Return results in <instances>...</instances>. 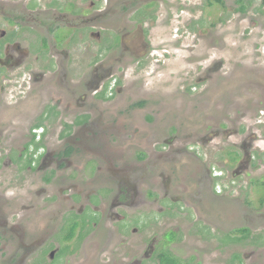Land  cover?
<instances>
[{
    "label": "flooded vegetation",
    "instance_id": "obj_1",
    "mask_svg": "<svg viewBox=\"0 0 264 264\" xmlns=\"http://www.w3.org/2000/svg\"><path fill=\"white\" fill-rule=\"evenodd\" d=\"M43 1L0 0V142L8 137V145L0 147V172L10 170L9 187L0 190V264H154L155 259L160 264H192L193 253L182 261L173 247L181 242L187 248L195 247L201 240H214L215 248L222 249L233 240H245L249 228L240 225V205L234 207L233 202L239 196L255 199L257 191L264 203V180L252 176L257 166L251 143L246 147L238 143L222 165L206 164L201 156L199 169L190 168L195 184L188 188L183 185L184 176L175 170L186 156L198 160L200 152L174 148L176 158L172 160L167 159L165 148L150 159L151 149L131 156L124 131L104 113L108 107L118 109L122 99L112 102V96L129 89L121 88L115 69L127 60L150 58L158 52H151L146 42L147 22L154 16L147 17L141 8L155 0ZM212 3L216 8L223 6L221 0L208 2ZM75 20L84 34L88 32L98 42L105 37L99 32L102 27L93 30L94 22L110 26L103 29L109 34L104 51L110 57L98 59L96 53L91 72L78 91L72 77L69 80L67 65L71 62L72 68L79 63L66 46L52 45L50 52L63 56L57 60L58 69L50 61L43 65V49L53 43L43 32L52 31L60 46L70 29L77 27ZM178 34L186 40V34ZM46 69L53 70L52 83L59 87V94L43 110ZM109 82L113 83L111 91ZM53 119L57 128L52 129L47 122ZM135 127L137 132L156 131L144 123ZM188 131L181 141L192 138L190 148L195 150H203L207 133H214L206 130L199 142ZM171 140L168 136L161 145L170 149ZM168 166L175 168L167 170ZM20 171L32 175L31 190L17 184ZM178 185H183L185 194L174 188ZM50 188L55 209L43 203ZM177 198L185 206H176ZM146 205L149 212L140 213ZM211 210L216 220L205 222V211L210 214Z\"/></svg>",
    "mask_w": 264,
    "mask_h": 264
},
{
    "label": "rangeland",
    "instance_id": "obj_2",
    "mask_svg": "<svg viewBox=\"0 0 264 264\" xmlns=\"http://www.w3.org/2000/svg\"><path fill=\"white\" fill-rule=\"evenodd\" d=\"M209 1L155 0L152 4L141 5L147 12V17L154 16L147 22L146 42L152 47L151 52H158L153 53L154 56L150 58L127 60L124 65H119L121 68L115 69L114 73L119 78L121 88L123 85L129 86V89L112 96V102H120L122 99L118 109L108 107L104 111L108 117L115 119V125L124 131L123 137L130 142L128 144L131 146V156L135 151L137 154L138 150L147 152L151 149L150 159L157 151L165 148L164 152L169 154L167 159L172 160L173 157L176 158L174 148L200 152L202 155H199L198 160L186 156L183 162L177 164L175 172L179 171L184 176L186 184L183 185L188 188L195 184V177L190 179V168L199 169L201 156L207 159L206 164L210 161L222 165L228 151L237 149L238 143L241 147L252 144L250 150L256 158L253 159V164L257 166L252 176L259 181L264 180V162L257 161V155L264 160V2L221 0L223 6L220 4L216 8V4L209 5ZM75 22L77 27L70 29L65 43L60 42V46L54 42L52 31L43 32L45 38L53 42L43 49L46 54L43 53L46 58L43 65L50 61L56 69V63H59L63 56L50 52L53 51L52 45L55 44L57 48L66 46L72 59L79 63H75L76 66L72 68L71 62L67 65L70 66L69 80L72 77L78 91L91 72L89 67L93 60L95 61L96 53L98 59L106 60L110 57L104 51L105 40L109 34L103 30L110 26L107 23L94 22L96 26L93 30L102 27L99 32L102 39L105 37L98 42L94 36L90 39L88 32H82L81 23L76 20ZM61 31L67 32L62 29ZM177 32L186 34V40L179 39L180 35H175ZM79 34H82V37H79ZM144 60L148 61L143 62ZM141 63L142 66H137ZM43 72L44 110L47 108L46 104L59 94V87L52 83L55 82L53 70L46 69ZM139 84L144 86L142 90L138 89ZM44 119L45 116L43 121ZM142 123L156 127V131L137 132L135 126ZM47 124L52 129L57 128L56 119L49 120ZM188 130L199 142L202 140L198 137L205 134L206 130L214 133H207V141L201 144L204 146L203 150H195L190 148L192 138L187 139L185 143L181 141V138L188 136ZM168 136L173 137L170 149L161 145L162 139ZM152 140L155 141L154 144H151ZM3 144L8 145V137L1 138L0 147L3 148ZM221 151L223 156L219 157ZM174 168L175 166H168L167 170ZM229 169L232 168H227ZM20 172L21 174L17 175V184L23 186L25 191L31 190L32 175L25 171ZM9 176L8 168L0 172L1 191L4 187H9ZM200 184H196L197 190L200 189ZM183 185L174 187L179 194H185ZM52 191L53 188H50L43 195V203L55 209L57 202L50 199ZM20 195L22 196L21 193ZM157 195L158 193H155L153 196ZM262 196L256 191L255 199L239 196L238 202H233L234 207L236 204L240 205V225L249 228L245 240H233L228 247L222 249L215 248L217 244L214 240H201L197 246L189 248L181 242L173 247L174 251L180 255L182 261L193 253L195 256L191 255L194 256L192 264H264V203H260ZM180 201L177 198L175 205L185 206L183 199ZM148 210L150 206L146 205L140 213H147ZM205 212V222L216 220L213 210L210 214ZM180 228L182 229L181 226ZM190 243L191 240H187V244ZM88 248L89 245L85 249L86 254ZM230 252H234L233 258ZM105 259L107 260V256ZM229 261L231 263H228ZM154 264L160 263L155 259Z\"/></svg>",
    "mask_w": 264,
    "mask_h": 264
},
{
    "label": "clouds",
    "instance_id": "obj_3",
    "mask_svg": "<svg viewBox=\"0 0 264 264\" xmlns=\"http://www.w3.org/2000/svg\"><path fill=\"white\" fill-rule=\"evenodd\" d=\"M108 90L109 91L113 90V83L112 82L108 83ZM216 172H218V171H216ZM218 175H219L218 173H215V176H218Z\"/></svg>",
    "mask_w": 264,
    "mask_h": 264
},
{
    "label": "trees",
    "instance_id": "obj_4",
    "mask_svg": "<svg viewBox=\"0 0 264 264\" xmlns=\"http://www.w3.org/2000/svg\"><path fill=\"white\" fill-rule=\"evenodd\" d=\"M242 1L251 3L253 0H242ZM240 6H241V9H242L243 8V5L241 4ZM167 260L170 261L171 259H167Z\"/></svg>",
    "mask_w": 264,
    "mask_h": 264
}]
</instances>
